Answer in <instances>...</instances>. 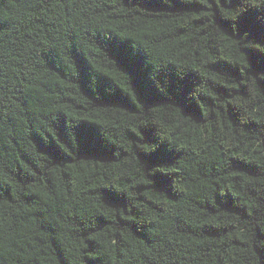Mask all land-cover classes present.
<instances>
[{"label": "trees", "instance_id": "trees-1", "mask_svg": "<svg viewBox=\"0 0 264 264\" xmlns=\"http://www.w3.org/2000/svg\"><path fill=\"white\" fill-rule=\"evenodd\" d=\"M0 264H264V0H0Z\"/></svg>", "mask_w": 264, "mask_h": 264}]
</instances>
